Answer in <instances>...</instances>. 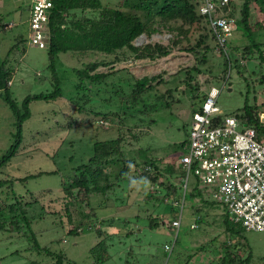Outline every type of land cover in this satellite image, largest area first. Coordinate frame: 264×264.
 <instances>
[{"label":"rangeland","instance_id":"obj_1","mask_svg":"<svg viewBox=\"0 0 264 264\" xmlns=\"http://www.w3.org/2000/svg\"><path fill=\"white\" fill-rule=\"evenodd\" d=\"M122 1L99 0L108 8H116ZM152 1L146 0V3L154 9ZM162 1L156 0L158 7ZM233 2L237 5L241 1ZM27 19L22 0H0V60L7 57V66L12 68L16 64L7 92L21 114L25 111L23 100L27 96L48 94L53 90L50 72L44 69L45 52L27 45ZM156 27L160 34L150 39L141 36L134 44L141 46L170 38L172 33ZM242 36L237 32L229 46L234 43L244 46L247 42ZM17 37L23 39L20 43L23 57L14 49L9 52ZM189 37L193 42L197 34ZM72 54H61L55 60L63 97L51 102H30V117L22 123L20 145L0 169V181H8L6 187L0 189V264H55L57 258H63V264H217L225 248L231 250L236 261L249 259L250 264H264V232L245 231L222 205L201 201L199 196L204 189L196 184L193 175L189 176L187 186V195L193 191V197L185 198L181 227L175 236L176 230L171 231L168 225L172 215L163 212V204L174 206L177 199L163 197V188L158 186L160 182L165 184L166 178L161 175L156 184H152L134 170L135 162L141 164L146 159L153 160L158 169L163 170L171 155L178 158L187 151L192 110L200 105L199 99L205 92L211 87L221 89L225 82L222 75L227 73L223 72L226 70L220 57L215 52L206 55L204 65L200 66L204 72L194 80L199 87L198 97L190 99L183 81L186 70L196 62L189 54L174 51L156 61L116 63L113 66L116 74L105 83L92 86L94 92L80 91L79 94L75 89L77 76L72 69L81 68L82 63L71 58ZM100 58L111 60L112 57L95 54L82 56L81 60L88 63ZM247 69L255 74L261 71L253 69V64ZM98 71L107 72L108 68ZM255 74L245 80L232 69L216 100L225 115L238 119V129L243 126L239 116L245 106L264 104V84ZM159 76L162 83L158 79L152 82L154 90L143 93V102L130 103L125 117H119L121 99L114 92L121 89L123 94H129L135 79ZM169 91L172 98L168 97ZM5 94L0 90V158L14 144L17 133V118L12 107L5 103ZM105 100L111 101L104 103ZM72 102L95 112L109 111L115 121L112 126L108 125L110 122H103L101 126L94 121L82 127L80 124L83 125L87 115L76 113L77 105ZM164 102L172 105L165 108ZM263 117L262 114L261 119ZM68 123L79 127L67 130ZM118 130L124 162L134 160L128 165L132 171L111 181L104 195L85 194L84 187V190L70 189V178L93 156V145L116 139ZM182 177L184 172L175 168L171 181L178 185ZM175 190L178 196L182 194L179 186ZM146 193L152 197H146ZM16 202L19 204L14 208ZM26 204L30 207H24ZM10 207L21 215L17 217L4 211ZM226 217L233 223L232 235L226 230ZM151 219H163L162 225L150 229ZM191 225L196 228L190 229ZM77 228L81 231L76 232ZM72 229L74 232H70ZM166 246L172 247L171 252L165 251Z\"/></svg>","mask_w":264,"mask_h":264},{"label":"trees","instance_id":"obj_2","mask_svg":"<svg viewBox=\"0 0 264 264\" xmlns=\"http://www.w3.org/2000/svg\"><path fill=\"white\" fill-rule=\"evenodd\" d=\"M213 1L216 5V11L214 13L217 14L218 18L231 21L232 25L229 36L224 37L222 33L219 34L220 37H224V43L222 44H220L217 35L210 26L211 17L202 15L200 12L201 0H163L159 7L156 0H153L151 5H155L154 9L150 8L146 0H124L116 8L103 7L99 0H54L53 7L50 9L48 15L44 47L38 48L30 46L27 41L28 46L45 52L47 64L44 66V69L50 72L51 81L53 83L52 92L27 96L23 100L25 111L22 114L19 113L15 106V102L11 100L7 92V87L10 84L12 74L15 72L16 64H14V68H12V66H7L9 63L7 57H5L4 60H0V90L6 93L5 103H8L12 107V111L17 118L16 140L2 158H0V169L11 160L20 145L22 123L25 119L30 117V102H51L57 101L59 98L63 97L55 65L56 58L61 54L73 53L71 58H75L77 62L82 63L81 68L75 67L72 69L78 80V83L75 85L77 94H79L80 91L94 92L92 86H99L105 83L108 77L117 73L113 68L116 63L129 60L156 61L168 57L174 51L189 54L196 62L195 65L186 70V78L183 81L191 95L190 99L198 97L197 92L199 87L198 83L194 80L198 74L204 72L201 70L200 66L204 65L206 55L213 54L214 52L222 60V65L225 66L226 71L223 72L227 73L226 75H222L225 82L221 86V89H218L220 92L228 81L232 69H234L238 75L244 76L245 80L252 74L254 75V72H249L247 69L249 64H253V69L257 71L259 68L261 69L260 73L255 75L256 77L259 76L260 83L264 84V0H239L241 2L237 4L238 6L233 0H228L225 6L220 5L221 0ZM251 6L254 9L253 12H251ZM237 10L238 13L236 12ZM214 13L212 15H214ZM178 22H180L179 25H171L178 24ZM156 26L165 28L168 32L172 33L170 38L162 42L161 40L154 43L147 42V44L141 46L134 44L141 36L150 39L153 35L160 34L159 28ZM237 32L243 35L242 37L246 39L247 43L244 46L235 43L229 46L231 38H234ZM192 33H196L197 38H195L193 42H190L189 36ZM22 40L23 39H20V37H17V40H15L9 52H12L14 49V52H18L22 56L24 52V49L20 48V43L23 42ZM95 54L112 58L111 60L100 58L94 62H82V56ZM102 67L108 68V71L99 72L98 69ZM120 71L124 70H118V72ZM208 73L211 75L212 79L215 78L212 70H209ZM157 79L159 82L161 81L160 76L135 79L133 88L130 93L126 95L123 94L121 89L115 91V95L121 99L119 117H125V114L128 113V109L130 108V103L143 102V93L146 91H153L154 86H151V83ZM104 86L107 85L105 84ZM208 92H205L203 98L199 99L200 101L198 100L199 103H201L196 108L194 107L195 109L192 110V113L200 111ZM168 93V97L172 98V92L169 91ZM193 94L196 96L193 97ZM110 101L111 100H105L104 103H109ZM73 103L77 105L76 108L74 107L76 113L84 114V116L87 115L84 118L83 125L80 124L82 127H88L94 121L101 126L103 122H110L108 125H111V123L115 121L109 111L95 112L90 107L87 108L85 105H79L77 102H72V104ZM146 105L148 104L144 106ZM171 105L172 103L164 102L163 107L170 108ZM262 105L261 107L255 105L245 106L242 115L239 116V118H242L241 121H243V126L240 129L237 127L238 130H242L244 126H246V129H253L260 142L264 141V117L261 119V115H264V104ZM99 115L101 117H98ZM227 116L230 115H225L224 117ZM235 119L238 125V119ZM72 124L73 123L67 124V130L79 127L78 125L73 127ZM64 129H66V127ZM121 142V133L118 130V137L116 139L95 143L93 145V156L86 164L79 166L75 170L77 175L70 178L71 181L69 183H71L70 186H72L70 189H83L84 187L86 189L85 194L93 192L104 195L108 191L110 184H112L111 181H114V179L117 180L121 175L132 171L128 165L134 163V160L128 163L124 162L122 153L120 152ZM186 146H188V141ZM185 154L186 152L178 158L171 155L163 170H159L155 162L151 159H146L141 164L135 162L134 170H138L139 175H142L144 180L152 184H156L159 176H164L166 178V183L160 182L158 184V186L163 188L161 190L164 195L163 197L172 196L174 200L177 199L176 202H179L182 194H179V196L176 194L177 192L175 189L178 188V185L173 184L171 180H173L175 168H179L181 173L184 172L180 160ZM53 173L54 172L50 174ZM102 182H104V184H101ZM6 183H8L7 180L0 181V189L6 187ZM145 195L146 197H152L150 193H146ZM187 197L192 198L193 191L188 195L185 194L184 201ZM199 198H201V201L204 203L213 202L211 200H205L202 192ZM18 204L19 203L16 202L14 208L18 206ZM161 204H163V202H161ZM29 205L30 204H26L24 207H30ZM163 205V212L172 215V218L168 220V225L169 229L173 231L174 228L171 227V222L178 218V213L176 212L178 207L173 206L171 203ZM15 210L16 209L13 211V208L10 207V209L5 208L4 211L11 215L14 213L15 216L17 215V217H19L21 214L18 215V211ZM205 217L207 216H204V218ZM199 220L198 218L197 221ZM162 221L163 219L159 221H157V219H151L149 221L150 229L158 228L160 224L162 225ZM232 225V221L226 217V230H228L227 232H230L231 235L234 234L231 230ZM242 229L245 230L243 227ZM75 230L76 232L81 231V229L78 228ZM70 232H74V229ZM221 251L223 255L220 256L219 254L217 264H250L249 259L236 261V257L232 255L233 253H231L229 248H225ZM63 263V258H57L55 264Z\"/></svg>","mask_w":264,"mask_h":264},{"label":"built area","instance_id":"obj_3","mask_svg":"<svg viewBox=\"0 0 264 264\" xmlns=\"http://www.w3.org/2000/svg\"><path fill=\"white\" fill-rule=\"evenodd\" d=\"M28 12V44L43 48L48 15L54 0H22ZM221 0L220 5H227ZM213 0H201L200 12L208 15L210 26L220 44L230 35L231 21L218 18ZM214 13V15H212ZM222 33L224 37H220ZM220 91L211 88L200 111L191 115L186 154L180 163L184 171L178 183L182 191L178 218L171 222L177 231L181 227L184 196L190 175L203 188L205 200L222 205L236 222L249 232H264V141H258L253 129L238 130L235 118L227 116L217 106ZM196 228L191 225L190 229ZM175 240V239H174ZM172 247H165L171 252Z\"/></svg>","mask_w":264,"mask_h":264},{"label":"water","instance_id":"obj_4","mask_svg":"<svg viewBox=\"0 0 264 264\" xmlns=\"http://www.w3.org/2000/svg\"><path fill=\"white\" fill-rule=\"evenodd\" d=\"M228 92H230V89H228Z\"/></svg>","mask_w":264,"mask_h":264}]
</instances>
